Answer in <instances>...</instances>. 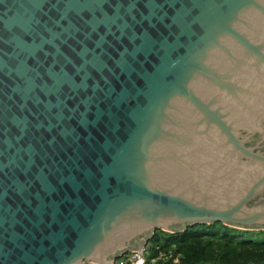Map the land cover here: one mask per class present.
<instances>
[{
    "label": "water",
    "instance_id": "95a60500",
    "mask_svg": "<svg viewBox=\"0 0 264 264\" xmlns=\"http://www.w3.org/2000/svg\"><path fill=\"white\" fill-rule=\"evenodd\" d=\"M213 222L264 229V0H0V264Z\"/></svg>",
    "mask_w": 264,
    "mask_h": 264
},
{
    "label": "trees",
    "instance_id": "16d2710c",
    "mask_svg": "<svg viewBox=\"0 0 264 264\" xmlns=\"http://www.w3.org/2000/svg\"><path fill=\"white\" fill-rule=\"evenodd\" d=\"M235 232L221 222L171 233L157 229L148 243L149 258H156L155 264H264V237ZM159 254L164 258H157Z\"/></svg>",
    "mask_w": 264,
    "mask_h": 264
},
{
    "label": "built area",
    "instance_id": "2783aa9c",
    "mask_svg": "<svg viewBox=\"0 0 264 264\" xmlns=\"http://www.w3.org/2000/svg\"><path fill=\"white\" fill-rule=\"evenodd\" d=\"M157 258H164L163 254H159ZM177 260L176 257H174ZM111 264H155L156 258H149L148 243L139 250H129V252L120 254L112 258ZM82 264H98L92 261L83 262Z\"/></svg>",
    "mask_w": 264,
    "mask_h": 264
},
{
    "label": "rangeland",
    "instance_id": "374dc122",
    "mask_svg": "<svg viewBox=\"0 0 264 264\" xmlns=\"http://www.w3.org/2000/svg\"><path fill=\"white\" fill-rule=\"evenodd\" d=\"M232 229H236V232L235 234L239 235V236H244V235H241L240 233L243 232V233H250L248 234L252 239H261L264 237V229H260V230H257V231H250V230H243V229H240V228H236V227H232ZM260 231L262 235H259V234H256V232Z\"/></svg>",
    "mask_w": 264,
    "mask_h": 264
}]
</instances>
